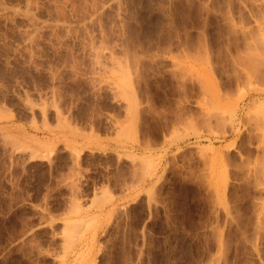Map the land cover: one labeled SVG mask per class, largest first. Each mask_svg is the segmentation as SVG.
<instances>
[{
  "label": "rangeland",
  "instance_id": "obj_1",
  "mask_svg": "<svg viewBox=\"0 0 264 264\" xmlns=\"http://www.w3.org/2000/svg\"><path fill=\"white\" fill-rule=\"evenodd\" d=\"M0 264H264V0H0Z\"/></svg>",
  "mask_w": 264,
  "mask_h": 264
}]
</instances>
